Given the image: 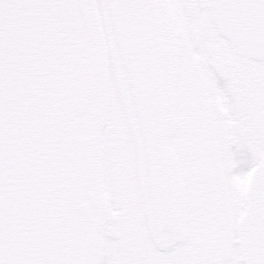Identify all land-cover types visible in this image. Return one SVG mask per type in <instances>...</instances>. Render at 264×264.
<instances>
[{
	"label": "snow or ice",
	"instance_id": "1",
	"mask_svg": "<svg viewBox=\"0 0 264 264\" xmlns=\"http://www.w3.org/2000/svg\"><path fill=\"white\" fill-rule=\"evenodd\" d=\"M0 264H264V0H0Z\"/></svg>",
	"mask_w": 264,
	"mask_h": 264
}]
</instances>
